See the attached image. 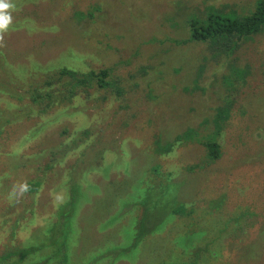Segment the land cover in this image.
I'll return each instance as SVG.
<instances>
[{"label":"rangeland","instance_id":"374dc122","mask_svg":"<svg viewBox=\"0 0 264 264\" xmlns=\"http://www.w3.org/2000/svg\"><path fill=\"white\" fill-rule=\"evenodd\" d=\"M257 1L12 0L13 23L0 44V98L13 93L12 102L28 100L30 109L38 113L32 110L28 117L15 110L21 118L17 123L0 122V264H47V257L56 259L50 264H60L64 257L57 251L60 235L52 236L49 231L62 201L53 206L48 203L56 194L63 197L64 183L77 164L74 176L81 180L88 176L87 187L98 192L89 190L82 203L87 204L76 208L71 221H64L80 231L79 243L69 257L72 264H109L104 243L114 239L112 234L128 238L134 228L141 227L144 215L149 229L169 218L167 214L178 203L177 183L186 191L187 202H197L195 223L175 221L167 231L148 235L139 250L141 259L135 257L131 264H190L194 259L188 253L170 249L175 245L173 236L182 229L192 233L206 228L208 233L199 238L206 244L198 250L208 245V250L219 252L225 238L224 253L232 257L249 253L250 244L238 241L243 230L258 229L260 223L258 230L264 234V32L241 45L232 67L229 62L219 65L211 59L204 44L189 42L190 32L183 23L190 12L200 14L211 7L248 14ZM63 67L81 73L106 70L109 85L83 87L88 91L71 99L69 93L62 95L64 89L56 73ZM228 78L246 84L236 104L241 115L230 121L222 138V159L206 164L200 147H180L183 149L170 157L157 155L155 142L163 139L165 143L190 123H204L198 113L213 109L208 104L218 96L219 88H225L219 87V82ZM39 93L51 94L41 103L50 100L45 114L28 98ZM12 114L0 100V116ZM184 115L188 117L184 119ZM85 129L91 131L85 143L100 140L102 147L108 145L117 154L104 155L109 161L102 157L93 162V157L89 161L81 158L84 150L77 148L68 161L53 158L54 166L47 173L48 158L30 164L34 153H47L43 146L73 145L75 133ZM65 131L68 134H63ZM155 166L164 171L172 167L181 175L171 182L172 197L161 200L159 211L146 214L145 207L139 206L143 198L135 201V197L144 181L139 177ZM41 180L49 190L43 191L40 202L28 194L9 198L14 184ZM163 187L155 192L160 194ZM212 198L205 207L199 206ZM120 200L131 207L137 204V221L134 225L123 219L106 230L111 224L103 221ZM70 209L66 210L69 216ZM196 236L186 240V245H193ZM263 252H254V259L263 258ZM202 261L200 254L198 263ZM229 262L217 259L207 264Z\"/></svg>","mask_w":264,"mask_h":264},{"label":"trees","instance_id":"16d2710c","mask_svg":"<svg viewBox=\"0 0 264 264\" xmlns=\"http://www.w3.org/2000/svg\"><path fill=\"white\" fill-rule=\"evenodd\" d=\"M184 12L185 11L182 10V14ZM183 24L190 32L188 39L189 42L204 44L206 46L207 52L211 56V59H213L216 63L221 65L223 63L229 62L230 65L234 67V56L241 45L249 42L250 40L254 41L264 32V0H258L255 3L254 9L248 14H241L233 9L216 7H211L200 14L190 12ZM177 25L179 26V23H177ZM56 73L60 77V83L64 89V93H62V95L69 93L71 99L79 96L81 93H86L88 91V89L83 87H93V89H95L105 88L109 85L106 80L108 77V72L106 70L91 73H81L63 67L57 69ZM231 73L233 75L236 73L234 68H232ZM219 83V87L224 85L225 88H219L218 96H213L211 98L212 102L209 101L210 103L208 105H213V109L198 113L199 117L204 118V123H190L174 138L169 136L165 143H162L163 139L155 142L153 151L157 155L170 157L183 148L200 147L203 153H205L206 164L214 163L222 159L224 155V145L222 138L224 136V132L229 130L228 126L230 121L235 119L236 116L241 115V110L237 108L236 104L242 99L240 94L243 91L246 81H238L237 79L231 80L228 78L227 80H223V82ZM73 86L77 89H73ZM204 94L205 96L207 95L206 88L204 90ZM13 95V93H5V95L0 98L3 104L8 105L14 111V114L12 115L0 116V122L2 120H13V124L17 123V121L21 118L17 115L15 110L20 111L24 115H28V117L33 115L31 112L32 110L37 112L34 108L30 109L28 100L24 104L12 102L10 98ZM28 98L31 105H36L40 108V112L42 114H45L46 110L50 107V100L44 105L41 104L46 100V98H51L50 93H39L34 96H29ZM246 112L243 116L246 115ZM38 117H40L39 114ZM187 117L188 116L184 115V119ZM90 133L91 131L89 129L75 133L73 145H61L51 148H46L43 146L42 148L44 151H47V153H34L32 155L30 164L32 165L35 162L48 158L44 167V172L47 173L48 171H51L54 166L53 158L59 157V159L68 161V159L77 151V148L84 150L81 152V158H87V161H89V159L93 157V162H97L98 158L102 157L105 158L106 161H109L111 158H106L104 155L108 154L112 156L117 154V152L108 145L102 147L100 140H95L91 144L85 143L91 138ZM63 134L68 133L65 131ZM180 147L183 148L178 149ZM78 167L79 165L77 164L72 170L73 175L67 182L64 183L66 192L63 195L62 202L65 203L62 204L61 202V208L58 210L54 220L51 221L53 225L49 231V234L52 236L60 235L59 240L61 242L57 251L64 253L63 260H61L60 264H72V258L69 259L70 253L75 249L77 243H79L77 238L80 233V231H77L71 223L64 224V221H71L74 217L73 214L76 212V208H79L80 205L85 206L87 204V202L84 204L82 203L88 196L89 190H94V192L91 191L92 194H96L98 192L96 188L92 189L87 187L88 176H86L83 180L77 179L76 176H74V173H76ZM165 170L166 171H164L160 166L151 167L149 171L147 170L143 172V174L139 177L144 178V181L139 187L137 193L138 197H135V201H140L143 198V202L142 204H139V206L145 207L143 212L146 214L148 212L153 213L154 211H159L160 205L163 204L161 200L165 198H171L175 192L171 182L176 181V177L181 175V173H174V168L172 167H166ZM164 174L165 177L161 178L160 175ZM146 183H148V187ZM28 184L30 185L31 190L26 194L32 196L35 201L37 200V202L41 201L43 191L49 190L46 187H43L44 184H42V180L32 182L29 181ZM175 184L176 183L173 185ZM162 186L164 187L161 190V193H156L155 191ZM176 187L179 188L178 203L175 202L172 212L170 211L167 214L169 218L164 217L155 228L149 229V226L145 225L146 220H144V218L147 217V215H144L142 217L143 224L141 227L139 228L138 226L134 228L133 234L128 238L125 239L124 237L119 236V234L116 237V234H112V231L111 234L113 235L114 239L110 238L104 243V246L108 247L109 249L107 251V255L110 257L109 261H111L109 264H114L116 261L119 263L124 261L130 262V260L134 259L135 257L137 260L141 259L143 252L139 250L143 248V245L141 244L144 243L146 237L148 235L161 234L165 230L167 231L169 225L175 221H185L188 224L195 223L192 218L195 213L194 208L197 202H187L186 191L182 192L183 186L177 183ZM211 200H213V198L207 200L204 204L200 203L199 206L205 207ZM126 203L128 202H123V200H120L114 212L103 221L111 224L106 230H111L115 225L114 223L123 219H127L128 222H132L135 225L137 217L134 215L136 210L134 208H137L138 206L137 204H134V207H131L132 205H128ZM150 203H152V206ZM54 204V199H52V201L48 203V206H53ZM67 209H70L69 211L72 213L71 216H69L70 212L66 211ZM119 210H122V212L118 213ZM123 214L124 216L122 217ZM116 215H118V217H115ZM58 224H60V226H58ZM261 227L262 225L259 223L257 228L261 229ZM145 229H149L150 233H146ZM258 229H254V227L251 226V229L243 230V237L238 240H245V245L250 244V251L245 256L238 255V257H232V254L227 252L224 253L225 248L223 242L225 241V238L221 240L220 246L222 249L219 252L208 250V245L205 248L206 250H198V247L201 249V246L206 244V242H199V238L202 237V235L208 233L206 228L205 230H199L192 233L184 231L183 229L178 230L173 236V242L175 245L170 247V249L173 252L188 253L189 258L194 259L192 262H190V264H207L208 261H214L217 259L224 260L226 262H229L226 259H230L232 264H259L260 261H264V256L261 259H254L253 254L254 252H259L260 249L261 251L264 249V234ZM195 235L198 236H196V241H194L193 245H186L185 241L191 236ZM255 239L257 240L254 241ZM237 242H235V244ZM239 246H241V242L238 243L237 248ZM135 252V256H127ZM93 253L95 254L97 252ZM200 254L201 260L203 259V261L198 263ZM218 255L221 257L218 258ZM46 259L47 264H50L56 260L53 257H47ZM229 263L231 264V262Z\"/></svg>","mask_w":264,"mask_h":264},{"label":"clouds","instance_id":"9594fccd","mask_svg":"<svg viewBox=\"0 0 264 264\" xmlns=\"http://www.w3.org/2000/svg\"><path fill=\"white\" fill-rule=\"evenodd\" d=\"M15 10V5L12 0H0V44L4 41V34L9 31L13 23L12 12ZM30 185L27 182L17 183L12 186L9 193V198L20 197L30 191ZM63 197L60 194L54 196V203L62 201Z\"/></svg>","mask_w":264,"mask_h":264}]
</instances>
